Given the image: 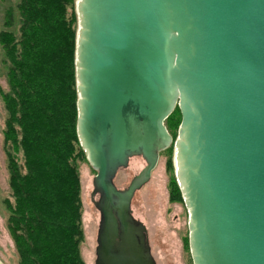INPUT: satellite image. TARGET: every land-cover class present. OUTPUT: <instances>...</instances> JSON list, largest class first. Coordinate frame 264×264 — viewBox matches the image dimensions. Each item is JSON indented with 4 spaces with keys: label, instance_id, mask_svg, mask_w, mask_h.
<instances>
[{
    "label": "water",
    "instance_id": "95a60500",
    "mask_svg": "<svg viewBox=\"0 0 264 264\" xmlns=\"http://www.w3.org/2000/svg\"><path fill=\"white\" fill-rule=\"evenodd\" d=\"M75 10L94 264H156L131 200L170 145L192 264H264V0H76ZM175 107L173 139L164 121ZM134 156L145 166L118 188Z\"/></svg>",
    "mask_w": 264,
    "mask_h": 264
},
{
    "label": "trees",
    "instance_id": "16d2710c",
    "mask_svg": "<svg viewBox=\"0 0 264 264\" xmlns=\"http://www.w3.org/2000/svg\"><path fill=\"white\" fill-rule=\"evenodd\" d=\"M2 19L10 193L3 202L18 264H85L79 166L87 161L76 133L75 0H14ZM164 122L168 132L180 122L177 107ZM169 187L170 200L182 201L176 181Z\"/></svg>",
    "mask_w": 264,
    "mask_h": 264
},
{
    "label": "rangeland",
    "instance_id": "374dc122",
    "mask_svg": "<svg viewBox=\"0 0 264 264\" xmlns=\"http://www.w3.org/2000/svg\"><path fill=\"white\" fill-rule=\"evenodd\" d=\"M13 2L14 0H0V28L3 25L4 12ZM4 80L5 68H2L0 62V85L2 88H5ZM5 116L6 112L0 98V263L18 264L13 240L6 227L8 212L5 202H3L10 194L6 155L3 150ZM178 125L179 123L169 131L173 139L177 135ZM169 147L170 149L166 151ZM169 147L159 153L149 180L134 193L131 209L134 217L142 221L146 228L150 251L156 264H192L188 245L187 209L183 199L182 201H172L169 196V182L176 181L173 160L174 147L173 145ZM144 166L145 161L140 156L131 157L127 167L120 168L116 172L113 180L115 185L118 188L126 187L131 178L138 174ZM94 175L95 170L90 167L88 162L80 164L81 225L83 229L81 253L85 264H94L99 220V213L90 200ZM95 198L97 199V196Z\"/></svg>",
    "mask_w": 264,
    "mask_h": 264
}]
</instances>
